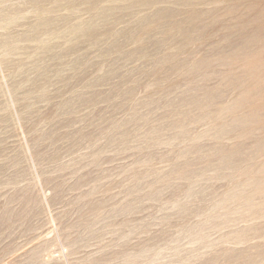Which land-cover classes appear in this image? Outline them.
Segmentation results:
<instances>
[{"label": "rangeland", "instance_id": "374dc122", "mask_svg": "<svg viewBox=\"0 0 264 264\" xmlns=\"http://www.w3.org/2000/svg\"><path fill=\"white\" fill-rule=\"evenodd\" d=\"M175 1L0 0V264H264V53Z\"/></svg>", "mask_w": 264, "mask_h": 264}, {"label": "bare ground", "instance_id": "6f19581e", "mask_svg": "<svg viewBox=\"0 0 264 264\" xmlns=\"http://www.w3.org/2000/svg\"><path fill=\"white\" fill-rule=\"evenodd\" d=\"M175 2L176 13L187 16L189 29H191L194 40H198V37L211 26H220L227 31L228 36L233 35L232 38L236 37L232 30L240 25L245 26L246 35L244 37L238 38L232 44L208 51L212 57L209 62L211 66L215 64L220 67L230 66L235 62H245L254 58L261 52L264 53V32L256 29L253 25L255 22L264 19V0H176ZM246 81L247 79L237 78L234 82L227 83V88L237 90L233 98L231 97L232 102L225 107L227 113L234 112L235 108H242L247 104L251 95L249 90L244 89ZM226 159L223 158L224 161Z\"/></svg>", "mask_w": 264, "mask_h": 264}, {"label": "water", "instance_id": "95a60500", "mask_svg": "<svg viewBox=\"0 0 264 264\" xmlns=\"http://www.w3.org/2000/svg\"><path fill=\"white\" fill-rule=\"evenodd\" d=\"M16 22L15 18H2L0 19V23H2L5 26H10Z\"/></svg>", "mask_w": 264, "mask_h": 264}]
</instances>
